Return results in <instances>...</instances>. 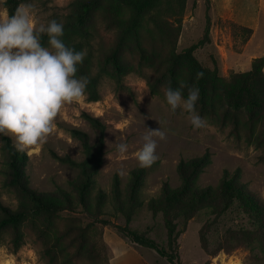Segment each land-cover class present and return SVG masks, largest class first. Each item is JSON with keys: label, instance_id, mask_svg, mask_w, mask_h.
<instances>
[{"label": "rangeland", "instance_id": "1", "mask_svg": "<svg viewBox=\"0 0 264 264\" xmlns=\"http://www.w3.org/2000/svg\"><path fill=\"white\" fill-rule=\"evenodd\" d=\"M72 1L19 0L18 7L31 4L34 22L47 23L54 13L66 14ZM103 11L123 18L128 14L122 5H104L92 15L95 32L85 50L92 53L90 73L100 76L99 99L90 101L85 91L79 100L66 104L46 142L25 151L31 188L56 194L63 189L77 201L80 169L65 159L80 161L83 150L71 129L87 132L90 143L96 144L99 130L83 113L98 118L104 125L103 163L91 177L88 207L78 203L54 213L32 211L20 223L17 241L14 229L3 233L0 264H110L113 248L119 247L120 259L127 264H169L116 229L142 232L168 250L167 222L174 228V264H264V65L258 74L250 72L253 59L264 55V0H185L180 19L161 14L127 33L118 53L120 69L106 57L117 39L106 26ZM7 16L5 0H0V17ZM185 52L204 71L196 102V111L206 121L201 129H193L188 114L172 112L165 100L170 86L184 85L185 97L189 88L198 87L199 72ZM233 94L238 106L231 103ZM147 128H160L165 139L156 137L158 159L144 168L139 204L132 207L130 172L139 167L135 154ZM117 142L128 144L126 154H118ZM207 150L210 162L192 188L211 186L216 195L228 171L260 204L259 222L252 220L255 212L237 201L222 211V204L212 197L196 206L185 198L182 207H167L161 200L165 182L172 188L181 183L179 161ZM6 167L0 150V200L11 207L21 199L29 201L4 186ZM128 250L144 260H132Z\"/></svg>", "mask_w": 264, "mask_h": 264}, {"label": "trees", "instance_id": "2", "mask_svg": "<svg viewBox=\"0 0 264 264\" xmlns=\"http://www.w3.org/2000/svg\"><path fill=\"white\" fill-rule=\"evenodd\" d=\"M8 16L15 13L19 5V0H5ZM104 5H122L127 9V16L120 17L115 16L112 12L103 11V20L106 26L112 32H114L116 44L112 45L109 54L106 57L112 61V64L116 69L121 68L120 61L118 59V53L120 51V43L125 41L127 33L135 30L148 20H153L154 16H160L161 14H172L180 19L184 8L185 0H73L69 4V10L66 14L60 15L54 13L51 20L55 19L64 25V35L62 39L66 45L74 47L76 50H85L91 47V38L94 36V29L91 23L92 15L103 8ZM246 31L251 32L248 27H243ZM42 43H47V36L42 38ZM192 45L191 48H193ZM108 52V51H107ZM106 52V54H107ZM92 53L88 52L85 56L83 63L78 65V71L76 75L78 77H87L89 83L86 88L87 98L90 101H96L99 99V92L97 89L99 83V74H91L89 71V61L91 60ZM183 56L190 59L193 66L199 73H203L202 76L197 78V86L203 90V76L204 71L197 62L191 57L188 52H185ZM264 65V55L255 57L252 62L251 74H258ZM153 92L156 91L155 85H151ZM236 94L232 95L231 103L234 106H238ZM253 105L249 103V112L251 113ZM83 116L87 121L96 129L99 130V137L96 144H91L87 132L72 128L71 132L76 137L82 146L83 159L80 161L66 158L70 164L79 167L81 181L75 183L77 191V201L71 195V193L61 189L57 194L50 192H42L30 187L28 176L25 173V166L27 164L26 152H19L13 147V142L7 136L0 137L1 144L0 150L2 156L7 164L5 169L4 186L11 187L27 197L29 201L19 200L15 207H11L4 204L0 200V239L6 229L12 228L15 230L13 239L18 240V231L20 223L28 217L32 212L46 211L57 212L63 209L72 208L74 204H80L84 208L88 207L86 201V193L91 186V177L98 173L103 163V147H104V125L96 117L83 113ZM210 162V152L207 150L202 155L191 157L187 160H180L177 165L178 175L181 179V183L172 188L168 183L163 184L161 200L165 202L167 207H172L177 204L182 207V203L186 198L195 206L198 202L205 200L208 197L217 198L221 205L220 210H226L235 201L240 203L243 207L255 212L256 216L252 218L254 222L260 220V204L250 193H248L235 178L225 171L219 186L217 188L216 195L213 194V188L206 186L204 188L196 189L192 188L195 185V181L198 175L203 171L204 167ZM144 168H136L130 172V181L128 184V197L132 202V207L135 204H139L138 192L143 183ZM117 182V180H116ZM116 200L120 199L119 190L115 194ZM119 208H123V202L120 201ZM169 224L168 228V245L169 249L166 250L160 247L153 239L146 236L142 232L130 229L128 227H116L117 232L122 236L127 237L132 243L141 247L151 248L157 252L158 255L164 257L169 264H174L175 258V235L174 228ZM174 245V246H173ZM171 248V249H170Z\"/></svg>", "mask_w": 264, "mask_h": 264}, {"label": "clouds", "instance_id": "3", "mask_svg": "<svg viewBox=\"0 0 264 264\" xmlns=\"http://www.w3.org/2000/svg\"><path fill=\"white\" fill-rule=\"evenodd\" d=\"M63 35L64 25L55 19L34 22L31 4L0 17V137L10 138L19 152L45 143L61 109L85 94L89 80L76 73L87 52L66 45ZM183 87H168L166 104L172 112H186L193 129H201L206 121L196 111L200 90L191 87L185 97ZM156 137L165 139V132L147 128L142 136L135 154L140 168L158 159ZM115 144L118 154L127 153V143Z\"/></svg>", "mask_w": 264, "mask_h": 264}, {"label": "crops", "instance_id": "4", "mask_svg": "<svg viewBox=\"0 0 264 264\" xmlns=\"http://www.w3.org/2000/svg\"><path fill=\"white\" fill-rule=\"evenodd\" d=\"M110 245H111V243H110ZM111 247H112V245H111ZM115 249L113 248V254L114 255H113V257L110 260V264H127L128 262L123 261L122 259H120L121 258L120 247L118 249H116V250ZM127 252H129L130 255L132 256V260H134L136 262L139 261V260L140 261L144 260V257L141 254H139V253H135V252L133 253V252H131L129 250ZM131 256H130V259H131Z\"/></svg>", "mask_w": 264, "mask_h": 264}]
</instances>
